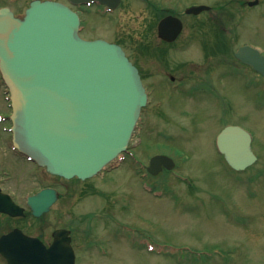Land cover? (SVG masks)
<instances>
[{
    "label": "rangeland",
    "instance_id": "1",
    "mask_svg": "<svg viewBox=\"0 0 264 264\" xmlns=\"http://www.w3.org/2000/svg\"><path fill=\"white\" fill-rule=\"evenodd\" d=\"M227 1L181 0L184 7H217ZM248 1H230L228 12L236 17L226 22L231 21V28L224 27L227 33L209 19L219 15L218 10L185 14L182 37L168 50L166 69L148 51L136 53L143 72L151 75L147 83L152 95L143 130L136 127L131 139L133 154L146 164L153 154L170 155L175 170L190 183L171 171L152 177L137 173L131 162L125 164L129 154L114 171L92 177L94 188L106 197L91 196L89 202L100 215L78 225L92 227L90 247L97 249L82 250L76 264H264V81L233 54L249 43L264 55V0L251 7ZM143 5L136 0V52L143 44ZM229 17L225 13L223 21ZM203 19L204 30L197 34L193 25ZM117 22H105L90 11L82 34L112 40L123 27L119 20L120 30L114 34ZM165 73L173 74L177 84ZM2 87L0 79V111L5 112ZM234 124L252 134L257 155L256 162L241 171L227 165L214 143L218 130ZM164 191L170 192L160 196ZM113 204V214L105 215L101 207Z\"/></svg>",
    "mask_w": 264,
    "mask_h": 264
},
{
    "label": "water",
    "instance_id": "2",
    "mask_svg": "<svg viewBox=\"0 0 264 264\" xmlns=\"http://www.w3.org/2000/svg\"><path fill=\"white\" fill-rule=\"evenodd\" d=\"M79 23L76 12L51 0L33 1L23 18L0 10V69L12 93L15 145L67 178L93 176L125 150L148 99L124 49L105 39L82 38ZM181 30V20L172 15L159 23L160 37L170 41ZM236 56L264 74V56L256 48L243 45ZM217 141L235 169L257 158L251 135L241 126H226ZM163 165L172 169L175 163L157 154L148 169L156 174ZM17 253L12 251V259ZM73 263V252L66 257L61 248L55 264Z\"/></svg>",
    "mask_w": 264,
    "mask_h": 264
},
{
    "label": "flooded vegetation",
    "instance_id": "3",
    "mask_svg": "<svg viewBox=\"0 0 264 264\" xmlns=\"http://www.w3.org/2000/svg\"><path fill=\"white\" fill-rule=\"evenodd\" d=\"M31 1L0 0V9L9 8L15 15L23 16ZM59 1L78 11L84 24L83 31L87 28V14L90 11L104 18L105 22L117 20L113 26L114 34H117L120 20L123 27L118 37L112 40L104 36L98 38L121 44L139 67L143 80H149L151 75L148 77L142 65L136 61V53H142L140 50L136 52V0H109L114 4L113 11H108L106 3L97 1L85 4H76L72 0ZM140 1L144 2L142 10L147 11L142 23L139 21L141 41L155 38V29L163 17L172 14L182 19L183 11L187 8L181 0ZM129 41L134 42V45L131 46ZM159 42L163 45L165 41L160 39ZM153 48L155 53L150 57L162 64L164 54L161 52L164 49L155 44ZM4 106L5 112L0 111V264H55L56 257L60 258L61 248L66 257L73 252L76 264L82 250L88 252L87 249H97L96 246L90 247L93 241L90 239L92 227H81L78 222L100 215L95 203L89 202L90 197L98 196L103 200L106 195L94 188L92 178H62L17 150L10 130L12 108L8 101H5ZM117 166L108 169L114 171ZM43 191L45 194L39 195ZM117 203L118 200L114 202ZM114 204L108 208L101 207L102 212L106 215L110 211L112 215ZM12 251L18 252L17 260L12 259Z\"/></svg>",
    "mask_w": 264,
    "mask_h": 264
}]
</instances>
